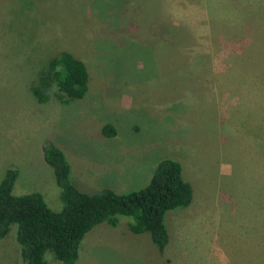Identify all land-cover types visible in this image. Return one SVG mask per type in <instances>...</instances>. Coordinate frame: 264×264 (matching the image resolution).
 I'll use <instances>...</instances> for the list:
<instances>
[{"label": "rangeland", "instance_id": "374dc122", "mask_svg": "<svg viewBox=\"0 0 264 264\" xmlns=\"http://www.w3.org/2000/svg\"><path fill=\"white\" fill-rule=\"evenodd\" d=\"M60 52L85 65L86 93L39 104L28 85ZM44 142L81 191L137 190L164 158L192 191L165 213L161 252L119 216L84 234L74 264H264V0H0V158L13 194L57 211ZM14 233L0 264L18 260Z\"/></svg>", "mask_w": 264, "mask_h": 264}, {"label": "trees", "instance_id": "16d2710c", "mask_svg": "<svg viewBox=\"0 0 264 264\" xmlns=\"http://www.w3.org/2000/svg\"><path fill=\"white\" fill-rule=\"evenodd\" d=\"M168 29L174 37L181 30L170 25L165 28ZM165 40L170 47L172 42ZM87 85L85 65L71 53L60 52L48 59L37 72V83L28 85V89L42 104L47 101L44 93L54 88L55 101L67 105L82 99ZM41 154L52 171L59 210H50L38 192L13 194L17 170H5L0 180V240L11 226L15 227L18 260L14 264H46L45 252L60 264H74L84 234L101 223L114 228L119 216L130 219L127 225L131 233H148L161 252L168 240L163 223L165 213L186 208L192 198L189 184L181 177L180 164L169 158L157 162L142 188L116 193L107 188L95 192L79 190L57 147L44 142Z\"/></svg>", "mask_w": 264, "mask_h": 264}, {"label": "crops", "instance_id": "0c3cea01", "mask_svg": "<svg viewBox=\"0 0 264 264\" xmlns=\"http://www.w3.org/2000/svg\"><path fill=\"white\" fill-rule=\"evenodd\" d=\"M0 159L2 160V162H0V180H1L3 178L5 170L9 169L8 167L11 166V164H8V163H11V161H7L6 157L5 158L2 157ZM20 175H21V171H20Z\"/></svg>", "mask_w": 264, "mask_h": 264}]
</instances>
